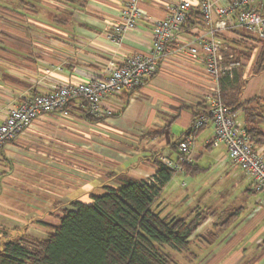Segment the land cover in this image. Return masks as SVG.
<instances>
[{
  "label": "crops",
  "instance_id": "0c3cea01",
  "mask_svg": "<svg viewBox=\"0 0 264 264\" xmlns=\"http://www.w3.org/2000/svg\"><path fill=\"white\" fill-rule=\"evenodd\" d=\"M5 1L10 4L0 10V124L22 96L43 93L53 81L84 80L111 62L151 47L150 26L143 22L120 41L111 37L109 23L118 19L124 0H18L17 8L12 0ZM161 1L144 0L139 5L151 18L160 19L166 14ZM62 16L65 20H59ZM249 62L243 56L237 72L247 82ZM180 64H163L113 115L91 122L85 110L76 107L45 114L0 148V251L22 232L47 238L73 201L89 202L106 185L121 186L126 178H148L163 158L177 160L179 143L189 133L194 116L205 110L206 87L213 85L201 61ZM240 98L248 99L243 94ZM245 117L242 110L237 112L244 126ZM259 125L264 131V120ZM214 133L212 123L197 132L188 157L192 167L180 173L200 177L201 161L207 154L212 170L228 173L230 163L241 167L231 162L224 145H212ZM213 149L217 153L212 157ZM195 167L199 169L193 171ZM203 174H209L204 178L208 183L217 175L211 170ZM245 174L250 179L247 192L255 193V200L249 206L227 209L233 212L225 219L233 216L234 221L223 230L217 223L209 225L208 233L216 239L210 238L206 255L196 254L202 259L199 264H264V191L255 190L252 176ZM192 192L199 195L197 189ZM211 194L208 201L202 199L205 207L195 211L214 204ZM162 195L157 209L163 216L192 219L167 205ZM211 208L197 233L214 218L216 209Z\"/></svg>",
  "mask_w": 264,
  "mask_h": 264
},
{
  "label": "built area",
  "instance_id": "2783aa9c",
  "mask_svg": "<svg viewBox=\"0 0 264 264\" xmlns=\"http://www.w3.org/2000/svg\"><path fill=\"white\" fill-rule=\"evenodd\" d=\"M144 0H124L116 21L109 23L111 37L134 31L142 22L150 26L151 47L135 52L120 62H111L103 70L92 72L84 80L63 83L53 81L43 93L22 96L8 110L0 124V148L23 134L41 116L57 111L68 112L72 98L76 106L95 117L113 115L127 102L126 93L135 94L144 81L158 73L165 63L178 65L186 60H198L204 65L207 80L206 108L194 116L189 133L180 141V154L173 161L163 162L176 170L189 161L196 134L212 123L215 127L213 146L224 145L229 159L241 166L253 178V187L264 191V144H256L246 126L221 97V81L234 78L240 69L241 51L264 46V0H164L166 14L151 18L140 3ZM201 17L194 21V10ZM125 95V96H124Z\"/></svg>",
  "mask_w": 264,
  "mask_h": 264
},
{
  "label": "trees",
  "instance_id": "16d2710c",
  "mask_svg": "<svg viewBox=\"0 0 264 264\" xmlns=\"http://www.w3.org/2000/svg\"><path fill=\"white\" fill-rule=\"evenodd\" d=\"M193 15L191 22L201 17L197 9ZM253 49L241 51L240 56L249 59L257 74L264 71V46L256 58ZM240 78L236 73L234 78L224 79V102L234 112H244L252 140L263 145L264 131L259 125L264 120L263 102L259 106L255 105L256 97L240 98L247 84V80ZM76 103L77 99L72 98L66 108H78ZM84 115L91 122L101 119L86 111ZM157 163L158 170L150 180L126 178L121 186L106 185L104 192L93 195L89 202L73 201L47 238L22 232L6 241L0 251V264H177L164 249L189 250L190 239L207 214L192 219L161 214L157 202L176 170L163 161ZM191 167L188 162L183 164L184 170ZM232 217L221 222L220 229L230 225Z\"/></svg>",
  "mask_w": 264,
  "mask_h": 264
},
{
  "label": "rangeland",
  "instance_id": "374dc122",
  "mask_svg": "<svg viewBox=\"0 0 264 264\" xmlns=\"http://www.w3.org/2000/svg\"><path fill=\"white\" fill-rule=\"evenodd\" d=\"M12 1H13L12 6L14 8H17V5L19 4L18 0H12ZM9 4H10L9 1L0 0V10L2 11L5 10L7 8L6 6ZM257 54H258V50L254 52L253 58H256ZM245 75L249 80L243 89L244 91L243 97L244 98L256 97L258 98L257 99L258 104L255 103V105L262 106L261 103L263 102V106H264V71L256 74L253 71V66H251L250 64L249 69L247 68ZM131 96H133V94H129L127 100H129ZM216 150L217 149H213V151L211 152L212 157L216 156L217 153ZM210 161H212V158L209 157L208 154L202 159L201 166H203V168H201L202 171L199 172L198 176L200 175V177L198 178L191 174L180 173L184 171V168H182L181 170L175 169L176 172L174 176L166 184L165 188L162 191L163 193L162 196L166 198L165 201L166 202L169 201L167 205L171 204L172 206H176L177 209H181L182 213L187 216L189 215V217L190 215H192V218L195 215H200V216L204 214L211 215L212 213L211 207H214L216 209L213 212L215 216L210 221V223H208L205 226L203 225V227H201V229L199 230V233L195 232V234L192 235L190 239L191 244L189 250L174 251L173 249H168V248L164 249L166 252L170 253V255L173 257V259L177 264L201 263L202 262L201 257L199 256V258H195L194 255L195 256L196 254L202 255L201 252L204 255H206L210 250L209 248L210 238L214 240L216 239L215 237L212 236L213 234L211 232L208 233V230H212L209 225H213L217 223V227L220 228L218 224L223 222L224 221L223 219H225L227 215L233 212V210H227V209H229L232 205L236 206L242 204L245 206H249L256 198L254 195L255 193L247 192L246 188H250V179L245 174L246 171L243 168L241 167L234 168L233 165H231L230 163L228 173L223 169L212 170L209 168ZM209 170L217 174L215 179L211 177L208 180L213 184L204 181V178L209 174H203V173L209 172ZM235 172L238 173V176L234 175ZM152 176L142 179L150 180ZM197 181H199L200 183L198 185H194V183H196ZM215 184L217 185L215 186ZM192 188L197 189L199 195L193 194L192 191L194 189ZM210 193H213L210 195V197L211 200L214 202V204L209 207H206V210L197 209L195 211L197 207L200 208V206L206 204V202L202 201V199L204 200L205 197L207 199L208 198L207 196ZM208 200L209 198L207 199V201ZM230 221H234V219H231ZM214 230L212 232H214ZM221 230L218 233H220ZM216 231L218 230L216 229ZM255 247L257 248V246ZM216 261L217 260H215L214 262ZM26 264H31V263L27 262Z\"/></svg>",
  "mask_w": 264,
  "mask_h": 264
}]
</instances>
